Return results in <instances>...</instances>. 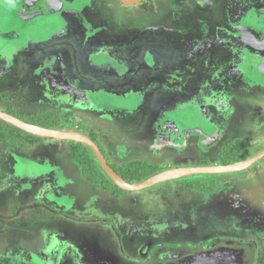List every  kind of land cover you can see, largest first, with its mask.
<instances>
[{
  "label": "rangeland",
  "instance_id": "rangeland-1",
  "mask_svg": "<svg viewBox=\"0 0 264 264\" xmlns=\"http://www.w3.org/2000/svg\"><path fill=\"white\" fill-rule=\"evenodd\" d=\"M62 1L46 0L45 10L28 18L13 0H0V111L29 120L50 110L65 130L94 138L114 167L218 166L233 140L246 143L250 155L264 150V75L257 72L264 52L251 50L230 21L216 18L219 0L205 2L216 10L207 25L220 29L217 44L232 30L242 48L221 54L201 43V60L193 58L198 48L186 54L165 29H151L170 25V15L190 10L193 0L120 8L109 0L102 8L115 11L106 22L122 45L108 46L110 35L100 34L109 28L78 15L89 50L64 9L80 1ZM257 11L246 23L260 36L264 8ZM185 23L210 31L199 16ZM146 29L132 43L133 31ZM59 54L71 57L66 68L73 67V77L55 60ZM101 176L109 182L83 170L72 142H0V264H264V159L239 173L193 175L135 192H120Z\"/></svg>",
  "mask_w": 264,
  "mask_h": 264
},
{
  "label": "flooded vegetation",
  "instance_id": "flooded-vegetation-1",
  "mask_svg": "<svg viewBox=\"0 0 264 264\" xmlns=\"http://www.w3.org/2000/svg\"><path fill=\"white\" fill-rule=\"evenodd\" d=\"M62 1V0H60ZM71 3L75 4L76 1L75 0H70ZM80 1V2H79ZM197 1L198 0H193V6L191 8H189L190 10H183L181 13L179 14H171L170 17H171V20H170V25L166 24L164 25V27H159V25H163V24H158V27H153L151 28L154 32L157 31L155 28H161V29H165V31H167L168 34H170L172 36V39L175 41L174 44H178V46H181V48H183V51L184 53H186L188 51V48L189 47H193V48H198V52L197 54L194 53L195 55H193L195 59L199 60L200 57H198V55L201 53V43H202V48L204 47L205 44H209V43H212L209 47H211V49H216V51H220L222 52L221 54H223L225 52V54H227L226 51H230L231 52V48L232 50L234 49V47L236 46V50L238 49H241L242 47L241 46H238L239 44L236 42V39L232 36L231 33H233L232 30L230 31H227V35L229 36H224V41L220 42L219 44L216 43L215 41V37L218 35L220 36V40H222V36H221V32H220V29L218 31V29L216 30L214 25H210L209 26L207 25L208 23V18H214V15H212L216 10L213 9L212 11H208L205 7L206 5V0H201V9L199 8L198 4H197ZM252 1H255L256 0H240L238 2H236L235 0H219V3H217V6H218V11L216 13V18H223V19H226L225 21L227 22H231V27L234 26L236 28V30L239 31L240 27H244L247 31H249V33L255 37L257 40H264V35H260L259 33V29L257 31V34H259L260 36H257L256 33L253 32V26H250L249 24H247L246 22L249 21L251 23V21L249 20L250 16H254L256 14H258V11H257V8L258 7H261V8H264V2L261 1L259 3V0H257L258 2L256 3H253ZM63 2V1H62ZM78 4H81L80 7H76V6H67L66 8H64L65 10H67L68 12V15L71 16V18L73 19V22H74V25H75V33H74V36H76L81 42L82 44H80L82 46V49H91L93 48V46L91 47V42H86L84 43V41L81 40L80 38V35H81V28H78V24L80 20H78V15L80 16H84L86 18L87 21L88 18H90V20H92L94 18V20L96 22H102V25L106 26V29L109 28L108 30H105V29H102L101 31V36L103 37V32H108V35H110V37L105 40V42L108 44V41H110V43L115 44V45H118L119 47L122 45L120 43V39L121 38H115V37H119V35H116L114 31L117 30L115 27H113L112 25L109 24V22H106L108 21V17H110L109 15L114 12L115 10H112V8H107V9H103L102 7V4H107L109 2V0H103L101 3H99V0H78ZM142 3V2H141ZM184 2H182L183 4ZM225 4L226 7H223L221 4ZM13 4L18 6L20 9H22V16L23 17H30V16H33V14H37V15H40L44 10H45V7H46V0H13ZM76 4V5H78ZM115 4H117V8H120L121 5L124 6L120 0H115ZM184 6H187L185 4H183ZM126 7V6H125ZM225 8V10L222 8V9H219V8ZM187 8V7H185ZM115 9V8H114ZM107 10V11H106ZM201 10V11H199ZM207 11V14H211L209 15V17H203V14L202 12L204 11ZM102 11H105L104 12V15L101 16V12ZM222 13V14H218V13ZM201 13V15H200ZM261 13H263V10H261ZM75 14V15H74ZM107 14V15H106ZM122 15V14H121ZM220 15H223L220 16ZM199 16L201 18V25L200 27H205V26H208V28H210V31H208L207 33L205 32H202V31H198L197 30V27L194 26L193 27V24H188V23H185L186 21H194V18ZM260 16V15H259ZM97 17V18H96ZM122 17V16H121ZM136 17V16H135ZM207 18V19H206ZM93 23V21H91ZM90 22V23H91ZM95 22V23H96ZM219 22V21H218ZM234 23V24H233ZM236 23V24H235ZM77 24V25H76ZM192 25V26H191ZM221 25L223 26H226L227 24L223 23V21L221 22ZM156 26V25H155ZM229 26V27H230ZM117 27V26H116ZM227 27V26H226ZM195 29V30H194ZM112 30V31H111ZM159 30V29H158ZM120 31V30H119ZM127 30H123L122 32H126ZM148 29H146L145 31H133V34L131 36L133 37H137V40L133 41L132 43H137V41L139 40H142V36H145L146 33H148ZM198 31V33H202V35H195L194 33H196ZM128 32V31H127ZM145 32V34H143ZM187 32V34L185 33ZM216 32H219V34H217ZM13 33V32H12ZM205 33V34H204ZM216 33V34H215ZM240 33V32H239ZM254 33V34H253ZM141 34V35H140ZM192 34V36L190 35ZM207 34V35H206ZM12 35V34H11ZM22 35V34H21ZM140 36V37H139ZM201 36V37H200ZM10 38V35L8 36ZM82 37V36H81ZM231 37V38H230ZM233 37V38H232ZM112 38H114V41L112 40ZM190 41V44L188 45V42L187 41ZM188 45V46H187ZM37 46V44L35 45ZM109 46V44H108ZM183 46V47H182ZM85 47V48H84ZM249 48L252 50L253 48L249 46ZM223 50V51H222ZM254 50V49H253ZM61 51V50H60ZM187 54V53H186ZM233 55H235V52H233ZM237 55V54H236ZM235 55V57H236ZM230 60L233 58L232 57V54L230 53ZM50 60L53 61V58H49ZM80 59V58H79ZM115 59V58H114ZM169 59V58H168ZM241 59V58H239ZM238 59V60H239ZM55 60H59V62H62L66 68L67 64H69V62H71V57L70 58H66L65 57V54H62V55H58V57L55 58ZM116 60V59H115ZM201 60V59H200ZM80 61H82L80 59ZM117 61V60H116ZM253 61V60H251ZM87 62V60H85V63ZM196 62V61H195ZM116 64H118L117 62H115ZM201 63V62H200ZM81 64H84V63H81ZM120 64V63H119ZM40 65H42L44 67V63L42 62ZM88 65V64H87ZM121 65V64H120ZM123 65V64H122ZM59 66V64H58ZM73 66V65H72ZM50 70L53 72L55 70L54 68V64L52 63L50 66ZM91 67V66H90ZM82 68V66H81ZM76 71H77V67H75ZM92 69V68H91ZM83 70V68H82ZM66 71H68L70 74L71 77H73V74L74 73V70H73V67H70L68 70L66 68ZM81 71V70H80ZM252 72V71H250ZM248 72L250 78L252 77L251 76V73ZM81 73V75H84V77H86L84 71H81L79 72ZM124 74V72H123ZM258 74H260L261 76L263 74H261L260 72H258ZM254 77V76H253ZM83 79V78H82ZM182 79V78H180ZM183 81V80H182ZM261 81V80H260ZM180 89V88H179ZM182 92L181 94L182 95H188V93H185V89H180ZM263 101H261L259 107L260 109H264V103H262ZM202 111V110H201ZM203 112V111H202ZM205 113V112H203ZM212 128V127H211ZM230 143V142H229ZM247 145V144H246ZM227 146V145H226ZM99 147V146H98ZM102 152V151H101ZM260 153V152H259ZM103 154V153H102ZM247 154L249 155V158L253 157L254 155L258 154H253V155H250L248 153V147H247ZM104 156V155H103ZM105 158V157H104ZM247 158V159H249ZM264 159V158H263ZM106 160V159H105ZM246 160V159H245ZM262 160V159H260ZM259 160V161H260ZM107 161V160H106ZM257 161V162H259ZM256 162V163H257ZM108 163V161H107ZM255 163V164H256ZM253 164V165H255ZM109 165V163H108ZM252 165V166H253ZM110 166V165H109ZM250 166V167H252ZM111 167V166H110ZM249 167V168H250ZM248 168V169H249ZM247 170V169H246ZM239 173V172H238Z\"/></svg>",
  "mask_w": 264,
  "mask_h": 264
},
{
  "label": "water",
  "instance_id": "water-1",
  "mask_svg": "<svg viewBox=\"0 0 264 264\" xmlns=\"http://www.w3.org/2000/svg\"><path fill=\"white\" fill-rule=\"evenodd\" d=\"M143 1L145 0H120V2L126 7L140 4ZM239 32L241 34L242 41L246 46H250L256 51L264 52V40H257L243 26L240 27ZM244 65H246L248 72L252 71L246 61ZM257 72H260L264 75V63L260 64ZM0 122L8 124L22 131L23 133H26L35 138H40L44 140L73 142L87 147L93 153L98 165L100 166L101 170L106 175V177L119 190L123 192L141 191L159 184L167 183L179 178L189 177L193 175H225L238 173L248 169L257 161L264 158L263 150L260 153L254 155L253 157L243 160L241 162L218 166L173 168L158 172L157 174L149 177L143 182L130 184L123 180L116 172H114V170L108 165L107 161L105 160L98 145L87 135L71 130L49 129L40 127L22 121L19 118L3 111H0Z\"/></svg>",
  "mask_w": 264,
  "mask_h": 264
},
{
  "label": "trees",
  "instance_id": "trees-1",
  "mask_svg": "<svg viewBox=\"0 0 264 264\" xmlns=\"http://www.w3.org/2000/svg\"><path fill=\"white\" fill-rule=\"evenodd\" d=\"M50 112H51L50 110L49 111L40 110L32 114V116L28 115L27 117L29 118V120H22L21 118L17 117L12 112H7V113L19 118L22 121H25L27 123H31V124H34L40 127L58 128V129L66 128L64 123L60 122L55 117H51ZM47 114H49V116ZM42 122H45V124L43 125ZM91 139L95 142L94 138H91ZM36 140H42V139L32 137L8 124L0 122V142L1 143L9 144V145H18V144L31 145V143ZM72 144H73L74 158L79 162V164L83 167V170H85L86 173L88 172L89 174H92L95 177H97V175L98 176L102 174L105 175L103 171L101 170L100 166L98 165L93 153L87 147L80 145V144L73 143V142ZM223 153H224L223 156L225 157L221 159V162L219 165H229V164L241 162L249 158V155L247 154L246 143H244L243 141H239V140L231 141V143H229L225 148H223ZM201 165L204 166L205 164L201 163ZM110 166L114 170V172H116L123 180H125L126 182L130 184L143 182L149 177L160 172V169H157L154 166H151L147 163H143L140 161H134V162L122 165V166H118V167H114L112 165ZM98 170L102 174H98ZM103 179L108 184L113 186V188L122 192L110 180L108 182L104 177ZM185 183L187 186L202 185L201 182H197V181H186Z\"/></svg>",
  "mask_w": 264,
  "mask_h": 264
},
{
  "label": "crops",
  "instance_id": "crops-1",
  "mask_svg": "<svg viewBox=\"0 0 264 264\" xmlns=\"http://www.w3.org/2000/svg\"><path fill=\"white\" fill-rule=\"evenodd\" d=\"M235 1L238 2V1H240V0H235ZM261 1H262V0H259V3H260ZM221 5L224 6L225 4L222 3ZM222 8H223V7L219 8V9H222ZM223 9L225 10V8H223ZM219 14H222V13H219ZM212 15H214V13H213ZM220 16H223V15H220ZM194 64H195V65H196V64L199 65L200 62L196 61ZM36 112H38V111H36ZM31 115H32V114H31Z\"/></svg>",
  "mask_w": 264,
  "mask_h": 264
}]
</instances>
